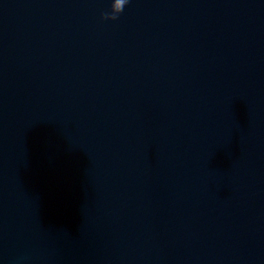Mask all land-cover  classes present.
I'll return each mask as SVG.
<instances>
[{
    "label": "water",
    "instance_id": "obj_1",
    "mask_svg": "<svg viewBox=\"0 0 264 264\" xmlns=\"http://www.w3.org/2000/svg\"><path fill=\"white\" fill-rule=\"evenodd\" d=\"M0 0V264H264V0Z\"/></svg>",
    "mask_w": 264,
    "mask_h": 264
},
{
    "label": "clouds",
    "instance_id": "obj_2",
    "mask_svg": "<svg viewBox=\"0 0 264 264\" xmlns=\"http://www.w3.org/2000/svg\"><path fill=\"white\" fill-rule=\"evenodd\" d=\"M128 2L129 0H112L111 12L105 13L102 18L105 20H116Z\"/></svg>",
    "mask_w": 264,
    "mask_h": 264
}]
</instances>
